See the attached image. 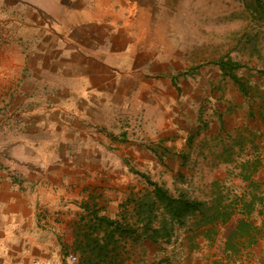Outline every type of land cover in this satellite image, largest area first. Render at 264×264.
<instances>
[{
  "label": "crops",
  "instance_id": "1",
  "mask_svg": "<svg viewBox=\"0 0 264 264\" xmlns=\"http://www.w3.org/2000/svg\"><path fill=\"white\" fill-rule=\"evenodd\" d=\"M157 8V0H0V264H76L83 214L114 216L149 186L146 177L167 188L176 176L202 201L184 223L196 239L183 250L191 256L177 264H264V97L218 89L232 107L217 112L221 120L203 111V80L176 66L173 27ZM231 142L253 170L224 156ZM233 169L251 173L259 190L218 185ZM162 250L138 242L152 264Z\"/></svg>",
  "mask_w": 264,
  "mask_h": 264
},
{
  "label": "rangeland",
  "instance_id": "2",
  "mask_svg": "<svg viewBox=\"0 0 264 264\" xmlns=\"http://www.w3.org/2000/svg\"><path fill=\"white\" fill-rule=\"evenodd\" d=\"M157 3L159 22L168 26L169 32L173 27L174 45L170 44L169 47H172L176 66L180 67L183 74L193 79L201 78L207 89L203 111H208L216 120H221L217 112L222 107H225L224 111H226L232 106L226 104V101L230 100L223 98V93L219 94L214 90L229 88L234 91L235 88L241 91L228 76L220 78L217 83L215 75L218 74L219 68L216 62L226 56L241 64L237 74L246 85V94L249 98L252 100L255 98V102L263 100L264 0H157ZM254 109L255 116L259 117L262 110H257L256 107ZM235 138L237 137L233 140ZM243 152L238 149L236 143L232 142L223 150L224 156L232 157L231 160L233 159L238 167L246 164L251 168L252 161L242 155ZM239 171L241 170H227L221 184L218 185H260L255 181L252 184L249 179H245L246 181L241 184L237 178ZM170 185L167 189L171 193L176 194L179 190H183L192 196L188 188L183 186L184 176L174 177ZM196 185L199 183L197 182ZM252 188L255 192L259 190L254 186ZM151 189V185L145 187L134 198L142 196ZM132 205V201L127 203L128 211H131ZM120 210H122L121 206L118 212ZM208 212L213 213V208L209 207ZM190 230L191 228L186 224L176 225L171 239L168 242H160L161 249H165L162 250L164 255L159 257L158 261H154V264H177L183 256L189 259L191 253L185 254L186 251L183 250L190 249L192 242H196L195 238L188 237ZM121 255L124 257L123 264H152V261L145 258V254L138 252V242L130 238L122 242Z\"/></svg>",
  "mask_w": 264,
  "mask_h": 264
},
{
  "label": "trees",
  "instance_id": "3",
  "mask_svg": "<svg viewBox=\"0 0 264 264\" xmlns=\"http://www.w3.org/2000/svg\"><path fill=\"white\" fill-rule=\"evenodd\" d=\"M216 64L222 77L228 76L242 93L247 92L246 85L237 74V69L241 66L238 61L226 56L221 57ZM255 166L256 163L252 161L251 168L246 164L241 168L249 171ZM250 174L243 173L240 177L245 180L250 178ZM146 180L152 189L138 198L124 201L121 205L122 210L114 216L99 213L97 209L91 208L87 214L79 218L73 242L78 256L76 264H123L121 247L124 240L130 238L134 242H139L147 238L157 244L162 241L168 242L174 234L176 225H183L187 217L201 210L202 201L191 197L185 191L179 190L173 194L164 184L147 177ZM250 180L254 184L253 179ZM253 186L258 188V185ZM229 194L228 191L220 194L218 199L221 200L223 196L229 198ZM256 196L252 193V200H255ZM130 201L133 205L131 211H128L127 203ZM228 204L221 207L224 215L229 213L230 203ZM85 208L89 209L87 206ZM212 208L214 209V206ZM243 208L247 213L252 210L250 203H245ZM215 213L216 211L213 212ZM238 228L246 233L250 225L245 219H241Z\"/></svg>",
  "mask_w": 264,
  "mask_h": 264
}]
</instances>
